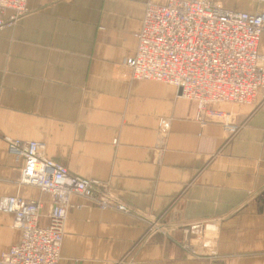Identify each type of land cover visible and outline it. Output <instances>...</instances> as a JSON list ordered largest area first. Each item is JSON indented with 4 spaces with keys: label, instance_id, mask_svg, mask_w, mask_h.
I'll list each match as a JSON object with an SVG mask.
<instances>
[{
    "label": "crops",
    "instance_id": "obj_1",
    "mask_svg": "<svg viewBox=\"0 0 264 264\" xmlns=\"http://www.w3.org/2000/svg\"><path fill=\"white\" fill-rule=\"evenodd\" d=\"M170 1L28 0V11L0 29V204L6 195L40 199L47 222L52 197L18 182L23 159L6 137L37 140L72 173L109 180L122 201L175 230L147 235L142 221L75 196L80 208L69 211L59 264H264V108L217 105L234 114L231 134L220 118L199 120L176 86L132 79L125 65L147 4ZM214 1L264 10V0ZM208 220L220 221L217 255H186L176 230ZM206 228L211 236L217 225ZM20 236L0 210V258Z\"/></svg>",
    "mask_w": 264,
    "mask_h": 264
},
{
    "label": "built area",
    "instance_id": "obj_2",
    "mask_svg": "<svg viewBox=\"0 0 264 264\" xmlns=\"http://www.w3.org/2000/svg\"><path fill=\"white\" fill-rule=\"evenodd\" d=\"M27 1L0 0V16L6 11L14 13L11 18L0 17V29L27 11ZM263 34L264 10L252 13L229 9L214 0L149 2L136 34V51L126 59V65L135 79L176 86L181 96L196 102L199 116L208 114L222 119L229 133L234 134L239 126L233 112L216 106L230 103L264 108V52L259 48ZM167 124L163 119L160 129H167ZM7 142L9 152L23 159L18 182L49 193L52 206L47 222L42 224V200L18 195L3 197L0 210L13 215L21 236L2 254L0 264H59L69 211L75 206L80 208V204L73 202L75 196L101 209L137 217L133 207L109 197L108 191L103 192L101 182L72 173L64 164L49 158L44 143L19 138ZM144 214L138 219L146 225L147 235L162 229L156 220L150 222L151 218ZM208 224L211 229L217 225V230H211L213 234L208 237L214 243L208 240L201 244L203 235H209L204 231ZM219 224L220 221L208 220L199 230L190 225L191 231L186 230L189 240H183L182 246L195 252L190 244L191 236L195 235L201 248L197 253L217 255L214 239ZM207 247H211V253L202 250Z\"/></svg>",
    "mask_w": 264,
    "mask_h": 264
},
{
    "label": "rangeland",
    "instance_id": "obj_3",
    "mask_svg": "<svg viewBox=\"0 0 264 264\" xmlns=\"http://www.w3.org/2000/svg\"><path fill=\"white\" fill-rule=\"evenodd\" d=\"M27 11H28V1H27ZM26 11V12H27ZM25 12V13H26ZM24 13V14H25ZM23 14V15H24ZM12 16H14V13L12 12V11H6L4 14H2L0 17H3V18H11ZM4 28V27H3ZM125 65H126V61H125ZM126 67H127V65H126ZM127 69L129 70V68L127 67ZM129 72H130V70H129ZM130 75H131V78L132 79H135L134 78V76H133V74L130 72ZM189 100H192V99H189ZM192 101H194V100H192ZM195 102V101H194ZM196 103V102H195ZM208 117H211V115H208V114H206V115H203L202 117L201 116H199V111H198V109H197V118L199 119V120H202V119H205V118H208ZM200 118H202V119H200ZM217 118V117H216ZM166 120H167V129H165V128H163L162 127V130L161 131H159V133L161 134V136H162V140H161V145L159 144V146H158V148H157V151H162V153H163V151L165 150V147H164V143H165V137L167 136L168 137V135H169V132H170V121H171V118L170 117H166ZM7 139H16V138H11V137H6V141H7ZM41 142V141H40ZM42 143H44V142H42ZM45 144V143H44ZM46 145V144H45ZM58 162V161H57ZM83 177V176H82ZM86 178V177H85ZM90 179H92V180H96V181H99V182H101V190L104 192V190H106V191H108L109 192V197H115L114 199L117 201V200H120V202H122L123 204H125V205H128V206H131V205H129L128 203H126L125 201H122L118 196H117V194L113 191V189H112V187H111V185H110V181L109 180H103V179H97V178H90ZM76 207V206H75ZM97 207V206H96ZM132 207V206H131ZM116 211H118V210H116ZM119 212H121V211H119ZM132 212V211H131ZM122 213H124V214H126V215H129V216H132V217H134V218H136V219H138V216L139 215H141V213L138 211V212H136V211H133V213H135L136 215H137V217H135V216H133V214H129L128 212H122ZM148 214V213H147ZM144 214V215H146V216H148V217H150L151 219H150V222L152 221V220H156L161 226H162V229L161 230H156V231H153V232H151V234H154V233H158V232H163V233H166V234H169V235H174V233H175V230L173 229V228H170V227H165L164 225H163V223H162V219H161V217H159V216H154V215H151V214ZM139 220V219H138ZM211 220V219H210ZM190 223L189 224H185V225H182L180 228H182V229H177L176 230V232H177V236H178V238H180V236H181V240L183 241H187V240H189V238H188V233L186 232V230L188 229L189 231H191V229H190ZM149 228H151V226L149 227ZM150 234V235H151ZM176 235V234H175ZM174 235V236H175ZM208 237H209V235H203V238L204 239H201L200 240V243L201 244H205V243H207V241L209 240L208 239ZM198 240L199 239H196V243H198ZM184 244H186V242H183V245ZM183 247V246H182ZM183 249H184V251H185V253H186V255H189V256H192V257H195V258H200V257H206V258H209V259H211V254H202V252H200L199 251V253H197L196 251L195 252H192V251H190V250H188V248H186V247H183Z\"/></svg>",
    "mask_w": 264,
    "mask_h": 264
}]
</instances>
